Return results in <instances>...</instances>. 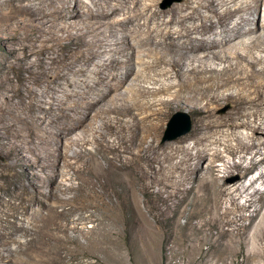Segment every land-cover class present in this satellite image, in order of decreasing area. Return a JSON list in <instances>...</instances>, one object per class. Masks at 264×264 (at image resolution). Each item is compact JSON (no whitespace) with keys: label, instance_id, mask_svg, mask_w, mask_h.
Instances as JSON below:
<instances>
[{"label":"bare ground","instance_id":"obj_1","mask_svg":"<svg viewBox=\"0 0 264 264\" xmlns=\"http://www.w3.org/2000/svg\"><path fill=\"white\" fill-rule=\"evenodd\" d=\"M88 2L49 0L42 8L53 9L52 17L33 3L10 11L0 6V24L41 32L34 41L11 45L16 55L26 54L20 68L30 78L13 86L9 75L0 74V257L6 258L1 247L9 250L8 243L23 248L13 235V229L28 232L20 215L45 218L46 202L55 193L76 191L73 181L83 171L101 180V220L116 234L123 204L130 197L139 202L142 193L159 195L160 203L145 207L164 227L169 213L181 214L186 202L197 216L224 220L248 207L238 200L251 186L253 219H264V55L256 53L264 52V14L258 17L264 0H185L167 10L158 8V0H91L98 9L79 8ZM66 38L75 44L69 57L54 55L49 40ZM70 98L74 105L65 102ZM224 104L232 108L220 114ZM175 110L194 114V128L163 141ZM219 159L224 182L215 176ZM23 168L27 175L19 172ZM108 190L116 200L107 199ZM77 198L84 197L63 199L67 213L95 205L73 204ZM138 215L149 235V217L144 210ZM78 219L69 220L75 228Z\"/></svg>","mask_w":264,"mask_h":264},{"label":"rangeland","instance_id":"obj_2","mask_svg":"<svg viewBox=\"0 0 264 264\" xmlns=\"http://www.w3.org/2000/svg\"><path fill=\"white\" fill-rule=\"evenodd\" d=\"M48 1L0 0V6L10 11L13 6L17 7L22 4L25 8L29 6V3H33L31 6L34 9L36 6H41L42 12L36 8L39 13L52 17L53 9L42 8L43 5H48ZM184 1L158 0L157 6L162 10H167ZM89 2L82 7L76 5V8L79 7L86 12L98 9V6L91 8L92 5ZM23 9L17 12L18 18L24 17ZM263 14L264 3L258 17L259 15L263 17ZM87 16L90 17L91 14ZM55 18H59L57 14ZM254 25L255 20H252L249 26ZM0 32L6 34L0 38V74L9 75L12 85L20 86L25 78H30L31 73L26 68H20L19 59L26 54L16 55L11 45L19 47L22 43L34 41L41 35V32L32 26L15 29L6 22L0 24ZM47 36L50 37V34L48 33ZM48 45H53L54 55L68 57L70 51L75 48V44L71 43L68 38L64 42L50 39ZM256 53L264 55V52L257 51ZM17 56L21 57L16 58ZM36 58L37 56L33 54L32 59L36 60ZM36 67L41 70L40 66ZM9 94L12 95L13 91ZM74 100L73 98L65 99V102L74 105ZM79 101L82 105L84 98H79ZM231 108L232 104H224L218 112L226 114ZM180 113H185L189 117V131L172 139L166 138L177 134L186 125L187 119H183V123ZM175 115L181 121L177 120V125L170 132H166L170 120ZM194 118L195 115L188 111H173L164 124L162 140L175 141L189 135L194 128ZM208 161L209 158L203 161L204 168L207 167ZM263 165L259 166L260 169H264ZM217 166L215 176L219 182H224L226 179L224 162L221 159L217 160ZM19 172L27 175L25 168L19 169ZM253 173H255L253 170L248 173L245 182L247 186L253 178ZM129 176L130 179H134L132 174L129 173ZM86 179H89V183L85 182ZM237 179L235 175L230 180ZM73 183L78 187L76 191L66 194L55 193L52 199L46 202L48 209L45 210V218L30 220L20 215L19 219L23 221L28 232L13 229V235L21 240L23 248L18 247L16 242L7 244L9 250L1 247L6 258L0 257V264H264V219L263 215L253 219L255 206H249L247 203L248 193L253 190L251 186L252 189L248 186L250 191L243 192L238 200L240 205L248 207L236 208L224 220L197 216L195 206L186 202L180 207L181 214H175L172 211L169 213L170 218L165 220L164 227L157 224L153 212L145 207L148 203H160L159 195L149 196L142 193L140 201L136 203L130 197L127 203L123 204V219L121 218L118 226L120 233L116 234L112 223L107 221V225L101 220L102 199L99 195L104 190L101 180L99 181L94 173L83 171L80 178L75 179ZM125 183L127 182H118L116 187L123 188ZM0 193H2L1 190ZM75 194L84 198H77L73 204H80L85 200L92 201L95 205L88 209L67 213L66 209L70 206L63 199ZM257 195L254 198L260 197V194ZM107 199L116 200L117 197L108 190ZM258 203L260 204L257 202L256 206H259ZM225 205L231 206L230 203ZM141 210L146 212L151 222L149 235L142 228V224H139L140 221L142 222L138 215ZM23 218L25 219L22 220ZM72 218H79L76 222L77 228L69 221ZM177 218L179 225L175 226L172 222L177 221L175 220ZM260 227L263 229L261 230L263 233L260 234L262 238H259L261 250L256 252V236ZM173 232L174 235H171ZM149 241L152 242L151 245L148 244Z\"/></svg>","mask_w":264,"mask_h":264},{"label":"water","instance_id":"obj_3","mask_svg":"<svg viewBox=\"0 0 264 264\" xmlns=\"http://www.w3.org/2000/svg\"><path fill=\"white\" fill-rule=\"evenodd\" d=\"M180 115H181V118H182V120L183 119H187L186 120V125L184 126V128L182 129V130H180L177 134H175V135H173V136H167L166 138H175V137H177V136H179V135H182V134H185L186 132H188L189 131V129H190V121H189V117L187 116V114H185V113H180ZM185 117V118H184ZM177 120L180 122L181 121V119L180 118H176V115L175 116H173L172 117V119L170 120V122H169V124H168V129H167V131L166 132H170L172 129H173V127H175V125H177ZM183 123H184V120H183Z\"/></svg>","mask_w":264,"mask_h":264}]
</instances>
